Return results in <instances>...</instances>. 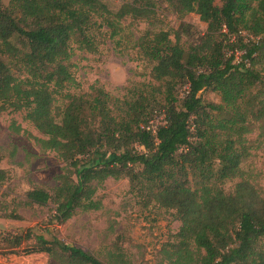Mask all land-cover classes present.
Masks as SVG:
<instances>
[{"label": "trees", "instance_id": "16d2710c", "mask_svg": "<svg viewBox=\"0 0 264 264\" xmlns=\"http://www.w3.org/2000/svg\"><path fill=\"white\" fill-rule=\"evenodd\" d=\"M120 1L115 13L100 0L0 5V114L24 111L44 136L40 149L66 165L56 186L27 191L21 206H52L61 225L98 210L94 196L107 179L125 178L141 205L173 211L179 222L160 250L164 264H264V191L241 167L264 139V0ZM159 10L177 17L175 30L160 27ZM190 14L204 32L185 21ZM126 18L146 24L135 48L150 80L121 98L97 86L68 93L73 51L96 53L101 28L113 38ZM33 254L56 264H129L118 245L102 262L31 229L0 231V256Z\"/></svg>", "mask_w": 264, "mask_h": 264}, {"label": "rangeland", "instance_id": "374dc122", "mask_svg": "<svg viewBox=\"0 0 264 264\" xmlns=\"http://www.w3.org/2000/svg\"><path fill=\"white\" fill-rule=\"evenodd\" d=\"M115 13L120 0H100ZM7 0H0L5 6ZM163 30H175L179 20L173 14L159 10ZM185 21L197 32L205 31V24L190 14ZM146 28L144 23H135L126 18L119 22L118 34L110 38L106 26L101 28L96 53L74 50L73 75L76 84L66 89L70 94L88 92L97 86L110 95L121 98L126 90L150 80L151 66L144 61L135 42ZM182 93H180V97ZM205 100L218 102L213 93H203ZM62 106V105H60ZM61 108V107H60ZM24 111L8 110L0 114V170L6 178L0 182V231L21 232L31 229L47 239L55 238L60 243L78 247L91 253L102 262L118 245L129 264H164L160 250L177 232L179 222L173 211L159 208L156 204L144 207L128 193L125 178L107 179L97 187L94 200L100 204L96 211L78 212L64 224L52 221V206L22 207L25 193L33 188L51 190L57 185L54 177L65 171L66 165L54 152L40 149L38 140L44 136L24 119ZM158 114L151 122V129L163 124ZM257 132L248 138L256 140ZM258 144V143H257ZM102 160L95 159L94 163ZM250 180L264 191V139L242 164ZM235 181L224 185L232 189ZM14 211L20 220L4 216ZM0 264H56L46 254L28 256H0Z\"/></svg>", "mask_w": 264, "mask_h": 264}, {"label": "built area", "instance_id": "2783aa9c", "mask_svg": "<svg viewBox=\"0 0 264 264\" xmlns=\"http://www.w3.org/2000/svg\"><path fill=\"white\" fill-rule=\"evenodd\" d=\"M152 132L155 133V128L152 129Z\"/></svg>", "mask_w": 264, "mask_h": 264}]
</instances>
